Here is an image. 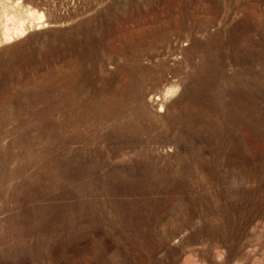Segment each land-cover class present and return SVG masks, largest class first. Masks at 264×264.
I'll return each mask as SVG.
<instances>
[{
	"label": "rangeland",
	"instance_id": "rangeland-1",
	"mask_svg": "<svg viewBox=\"0 0 264 264\" xmlns=\"http://www.w3.org/2000/svg\"><path fill=\"white\" fill-rule=\"evenodd\" d=\"M0 264H264V0H0Z\"/></svg>",
	"mask_w": 264,
	"mask_h": 264
},
{
	"label": "bare ground",
	"instance_id": "bare-ground-1",
	"mask_svg": "<svg viewBox=\"0 0 264 264\" xmlns=\"http://www.w3.org/2000/svg\"><path fill=\"white\" fill-rule=\"evenodd\" d=\"M42 14V13H41ZM39 16H40V14H39ZM41 18H43V14L40 16ZM19 22V21H18ZM17 22V23H18ZM20 23V22H19ZM23 23V22H22ZM25 26V25H24ZM10 29V28H9ZM18 30V29H17ZM22 30H23V24L21 25V28L19 29V32H22ZM25 32V31H24ZM8 34V33H7ZM12 38V37H11Z\"/></svg>",
	"mask_w": 264,
	"mask_h": 264
}]
</instances>
